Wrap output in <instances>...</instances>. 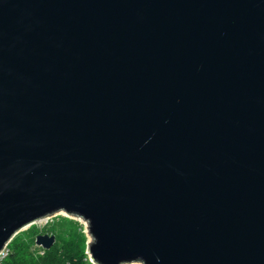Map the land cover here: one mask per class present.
Returning <instances> with one entry per match:
<instances>
[{
  "label": "water",
  "instance_id": "1",
  "mask_svg": "<svg viewBox=\"0 0 264 264\" xmlns=\"http://www.w3.org/2000/svg\"><path fill=\"white\" fill-rule=\"evenodd\" d=\"M59 211L99 264H264V0H0V250Z\"/></svg>",
  "mask_w": 264,
  "mask_h": 264
},
{
  "label": "trees",
  "instance_id": "2",
  "mask_svg": "<svg viewBox=\"0 0 264 264\" xmlns=\"http://www.w3.org/2000/svg\"><path fill=\"white\" fill-rule=\"evenodd\" d=\"M40 233L55 237L53 246L43 255H37L31 249ZM9 249L10 254L3 264H86L85 236L72 220L63 219L42 229L30 227L27 231L18 232L10 240Z\"/></svg>",
  "mask_w": 264,
  "mask_h": 264
},
{
  "label": "built area",
  "instance_id": "3",
  "mask_svg": "<svg viewBox=\"0 0 264 264\" xmlns=\"http://www.w3.org/2000/svg\"><path fill=\"white\" fill-rule=\"evenodd\" d=\"M63 213L65 216H70V217H73L74 219H76L78 221V225H79V230L84 234L85 236V249H84V253H85V258H84V262L86 264H99L97 262H95L90 253L88 252V244L89 242L91 241V236L88 232V223L85 219H83L82 217L80 216H74V215H69L63 211H59V212H55L53 214H50L46 217H44L43 219H40L38 221H34L32 222L31 224H29L28 226H26L24 229H26L27 227H29L30 225L32 224H37V223H41L43 224L41 226V228L47 226L48 224V221L51 219V217L53 216H56L58 213ZM52 222V220H51ZM46 224V225H45ZM23 230V229H22ZM50 235V234H49ZM9 242L10 240L2 247V249L0 250V264H3V261L5 258L8 257V255L10 254V249H9ZM32 251L37 254V255H43L45 253L46 250L48 249H44L42 246L40 245H37L35 242H34V246L31 248ZM121 264H143L141 261H131V262H125V263H121Z\"/></svg>",
  "mask_w": 264,
  "mask_h": 264
},
{
  "label": "rangeland",
  "instance_id": "4",
  "mask_svg": "<svg viewBox=\"0 0 264 264\" xmlns=\"http://www.w3.org/2000/svg\"><path fill=\"white\" fill-rule=\"evenodd\" d=\"M62 218L65 219V220H72V222L75 223L78 226V229H79V225H78L79 223H78V221L76 219H74L73 217H70V216L67 217V216H65L62 212L61 213H58L56 216L51 217V219L48 221L47 224L49 225L52 222H60L61 220H63ZM51 220H52V222H51ZM42 225L43 224H41V223L32 224L29 227H27L26 229H23V230L19 231V233L29 230L30 227H35V228H38V229H42L41 228Z\"/></svg>",
  "mask_w": 264,
  "mask_h": 264
}]
</instances>
